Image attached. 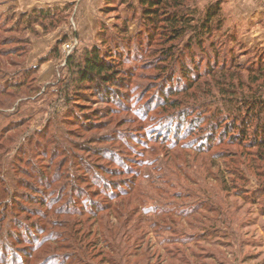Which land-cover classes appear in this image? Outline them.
<instances>
[{
  "label": "rangeland",
  "instance_id": "374dc122",
  "mask_svg": "<svg viewBox=\"0 0 264 264\" xmlns=\"http://www.w3.org/2000/svg\"><path fill=\"white\" fill-rule=\"evenodd\" d=\"M128 3L101 0L87 40L73 4L45 29L0 12V264H264L257 119L237 113L264 94V42L230 0H169L196 22L220 9L189 51ZM116 44L115 83L82 85L76 66Z\"/></svg>",
  "mask_w": 264,
  "mask_h": 264
},
{
  "label": "trees",
  "instance_id": "16d2710c",
  "mask_svg": "<svg viewBox=\"0 0 264 264\" xmlns=\"http://www.w3.org/2000/svg\"><path fill=\"white\" fill-rule=\"evenodd\" d=\"M114 1L115 0H106V3L113 4ZM119 1H121L122 5L130 6L128 0ZM137 5L139 6L140 18L145 30H150V28H155L156 25L163 23L169 27V33L171 34L170 37L174 40H177L186 35L187 32H190L192 36H190L188 48H186L187 51H189L192 43H195L194 47L200 48L201 42L209 41L206 37H209L213 32L219 31L222 24V21L218 20L220 14L218 6L214 10L209 7L205 15L196 22L192 16L190 17L186 16V14H183L182 12L168 10L167 7L169 6V0H137ZM69 8L70 6L66 5L63 8L54 7L34 9L29 14L22 15L20 24L24 22L25 25H28L26 30H29L31 26L33 27L34 25L36 26L40 23L39 26L42 27V29H45L42 22L53 21L55 18H58L60 13L66 14ZM199 51L202 50L199 49ZM120 53L121 48L119 47V44H116V46L111 49H106L105 51H101L98 48L90 51L88 55L84 57L83 62L76 66L78 81L82 85H85L86 83L93 85L98 82L102 85V87L115 83L116 80L115 77H113V73H115L114 68L116 64L114 62H118L116 57H120ZM170 55V52H166L162 58H166ZM70 56H68L67 60L71 58ZM256 72L258 75H261L260 77L263 79L262 82H264V70L259 69L258 71L256 70ZM254 94H257L258 97H245V99H240L243 106L241 104V108L237 109V113L240 114L241 111H244V117L252 115L256 117L257 123L254 126V136L252 140L248 138L249 141L245 144L247 145L245 147L255 148V155L264 166V94L260 95L259 92H255ZM260 116H262V119L259 120L258 118ZM243 119L238 123V126H232L234 127L233 130H236L238 133L236 137L234 134L230 135V140L238 139L239 141L241 138L243 140L247 139L246 126L248 125V120H246V118ZM235 120H238V118ZM228 132L231 133L232 130H229ZM119 191L121 195L120 197H126L129 195L121 190ZM103 211H108V208Z\"/></svg>",
  "mask_w": 264,
  "mask_h": 264
},
{
  "label": "crops",
  "instance_id": "0c3cea01",
  "mask_svg": "<svg viewBox=\"0 0 264 264\" xmlns=\"http://www.w3.org/2000/svg\"><path fill=\"white\" fill-rule=\"evenodd\" d=\"M93 2H97L96 8ZM230 2L232 5L235 4L234 15L240 19L245 18L249 24H252L246 36L249 42H264V0H230ZM100 3L101 0H5L0 7V12L3 13L9 7L14 6L17 10L26 12L34 9L63 8L68 4H73L72 15L78 20L79 34L82 39L87 40L97 33V17L93 18V15L97 14ZM90 18L92 19L91 26H89ZM85 20H87V26L84 25ZM52 37L53 34L42 36L35 42H50L53 40Z\"/></svg>",
  "mask_w": 264,
  "mask_h": 264
},
{
  "label": "built area",
  "instance_id": "2783aa9c",
  "mask_svg": "<svg viewBox=\"0 0 264 264\" xmlns=\"http://www.w3.org/2000/svg\"><path fill=\"white\" fill-rule=\"evenodd\" d=\"M74 25V23H73V21L71 22V26H73Z\"/></svg>",
  "mask_w": 264,
  "mask_h": 264
}]
</instances>
